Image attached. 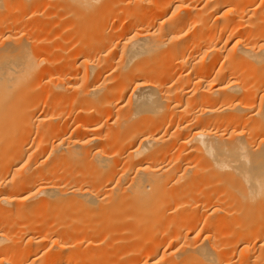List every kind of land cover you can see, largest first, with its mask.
I'll return each mask as SVG.
<instances>
[{"label":"bare ground","instance_id":"6f19581e","mask_svg":"<svg viewBox=\"0 0 264 264\" xmlns=\"http://www.w3.org/2000/svg\"><path fill=\"white\" fill-rule=\"evenodd\" d=\"M0 264H264V0H0Z\"/></svg>","mask_w":264,"mask_h":264},{"label":"rangeland","instance_id":"374dc122","mask_svg":"<svg viewBox=\"0 0 264 264\" xmlns=\"http://www.w3.org/2000/svg\"><path fill=\"white\" fill-rule=\"evenodd\" d=\"M59 22V21H58Z\"/></svg>","mask_w":264,"mask_h":264}]
</instances>
